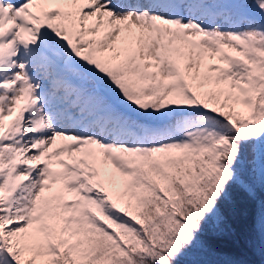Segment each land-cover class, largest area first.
<instances>
[{"label": "snow or ice", "instance_id": "snow-or-ice-1", "mask_svg": "<svg viewBox=\"0 0 264 264\" xmlns=\"http://www.w3.org/2000/svg\"><path fill=\"white\" fill-rule=\"evenodd\" d=\"M226 236L264 264V0H0V264Z\"/></svg>", "mask_w": 264, "mask_h": 264}, {"label": "trees", "instance_id": "trees-1", "mask_svg": "<svg viewBox=\"0 0 264 264\" xmlns=\"http://www.w3.org/2000/svg\"><path fill=\"white\" fill-rule=\"evenodd\" d=\"M247 205L243 202L242 196L237 197L236 213L230 217L232 227L236 230L237 237L241 236L246 226L245 212ZM234 237L213 238L211 241V250L207 252H195L189 257V260L195 259L200 264H219L225 254L234 258H248L245 255L246 249L241 243L237 246Z\"/></svg>", "mask_w": 264, "mask_h": 264}]
</instances>
